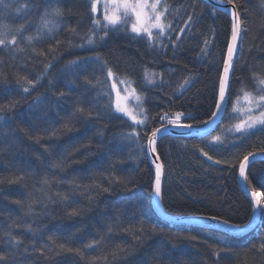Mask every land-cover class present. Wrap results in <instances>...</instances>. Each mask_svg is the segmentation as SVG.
<instances>
[{
	"label": "trees",
	"instance_id": "trees-1",
	"mask_svg": "<svg viewBox=\"0 0 264 264\" xmlns=\"http://www.w3.org/2000/svg\"><path fill=\"white\" fill-rule=\"evenodd\" d=\"M87 3L88 0H64L65 7L76 12L66 17L68 26H78V31L90 26ZM192 3L193 0H164V5L170 8V13L165 14V23H172V35L178 37L172 39L171 43L167 33L161 36H155L153 33L156 41L153 46L146 36L136 37L128 26V31L120 26V30L111 32L98 48L102 59L108 61V66L113 68L116 75L131 79L136 89L145 95L149 132L153 128L168 126L166 121L159 119L165 112L169 115L183 112L182 123L201 127L208 124L205 121L212 120V113L216 111L218 78L222 73L226 43L230 39L231 16L228 12H217L213 15V6L208 1L195 0L196 12L202 15H194L196 23L189 30L181 32L178 29L184 28L187 23L186 16L193 14L190 6ZM239 4L249 9V33L243 45L244 58L237 62L235 76L230 82L226 111L217 129L206 137L167 135L157 143V152L164 167L162 208L171 215L192 218L216 215L241 225L250 224L255 215L252 198L240 186L238 161L249 151L255 150L259 153V149L264 148V137L252 136L247 140H233V136L238 137L241 134L229 129L238 121L232 117L231 109L235 101L244 95L242 90L254 94L256 85L251 79L250 69L254 60L257 64L264 62V28H261V16L256 11L258 0H239ZM8 13L12 14L16 23L19 22L14 8L8 9L5 15ZM66 38L76 39L71 32L64 30L59 39L65 41ZM205 40L208 41L206 48ZM39 46L46 49L48 42ZM202 49H205L207 55L202 54ZM90 55L93 53L87 49L73 47L69 50L64 46L63 54L52 61L54 67L49 70L45 79L30 93H24L17 84L16 73L34 78L41 74L44 58L26 59V54H19L14 60L6 50L0 51V60L3 61L0 71L7 73L6 80L0 78V104L19 101L13 111L0 112V115L5 117L4 121H0V149H3L0 154V178L4 180V183L0 184V236L11 230L14 235L23 239L25 246L30 247L35 242L39 248L41 244H50L47 240L49 235L69 236L81 229L77 239L87 242L92 237L98 238L102 234L101 230L109 223H115L114 208L134 205L142 212V219L145 221L143 227L150 230L152 225H156L163 229L162 234H153L150 239H146L144 247L139 249L138 255L134 257L136 264H150L151 256L161 244L164 246L166 258L183 259L188 264H192L193 260L196 264H213L215 258L209 246L241 250L239 256L233 253L221 259L219 264H264V256H253L252 253L245 255L243 252L244 249L257 244V237L264 234L262 215L252 232L235 236L213 227L173 223L157 213L154 197L150 192L155 165L143 153L139 156L133 155L137 146L129 147L126 141L121 140L132 128L140 130L141 126L133 125L129 118L115 111L114 95L106 72H101L95 64H89L86 70L73 69L79 79L76 84L69 85V81L75 77L65 65L72 59L79 57L83 61ZM241 65H244L243 69ZM85 76L89 77L91 84H84ZM192 77H195L192 84L184 85V80ZM150 80L155 83H149ZM182 86L187 90L182 95H177ZM69 87L71 95L64 100L61 108L51 109V101L55 99L53 91H67ZM85 88L88 89L86 94ZM37 96L41 97L43 104L30 108V105L39 103L36 101ZM77 99L84 100L86 107L89 102L97 101V109L111 113L110 117H105V121L96 123V127L103 128L105 132L103 147L98 148L96 154L87 161L69 163L63 171L52 169L49 164L59 158L64 146L87 139L85 130L81 128L80 131L51 141L45 137L40 143L29 139L26 133L32 129L44 130L52 125L58 127L62 121L56 112L60 111L61 116L70 113L73 101ZM45 109L50 110L45 112ZM91 135L92 132H88V136ZM141 136L140 143L146 147L143 132ZM215 136H220L225 142L226 150H217L220 146L210 143ZM46 143H54L60 147L53 149V155L49 156L41 147V144ZM201 149L214 159L227 163H212L201 155ZM37 154L40 159H37ZM112 158L121 159L122 162L118 165L120 174L135 179L136 185L131 192L121 190L111 196L102 194L98 197L101 201L99 206L82 217H68L62 203L48 202L45 194L38 190L42 187L40 180L45 175L51 179L53 173L56 175V181L52 191L47 194L52 195L54 199L56 191L69 193L70 180H77L83 185H89L93 181L107 183L101 173L108 163L99 162ZM233 163L236 167H229ZM21 173L24 180L13 184L7 182ZM248 175L251 182L248 184L249 188H255L261 198H264V159L252 162ZM62 178L63 183L60 182ZM87 191L85 187L73 194L69 204L72 207L87 206ZM16 199L24 201L25 207L21 208L12 202ZM105 201L109 202L107 207ZM28 202L33 203L34 214L24 215ZM121 219L124 226H127V222L133 217L128 212ZM12 220L21 225L32 224L36 229L35 235L24 231L23 227L9 229ZM188 235L197 237V240L177 238ZM121 240L132 243L130 236L120 233L111 244L114 246ZM173 244L176 245L175 248ZM0 247H3L2 243ZM20 251L23 252V249ZM102 254V251L93 253L96 256ZM51 255L45 248V256ZM20 259L23 264H82L78 257L70 253L55 259H46L39 252L32 251L30 255L25 254ZM99 264L103 262L100 261Z\"/></svg>",
	"mask_w": 264,
	"mask_h": 264
},
{
	"label": "snow or ice",
	"instance_id": "snow-or-ice-1",
	"mask_svg": "<svg viewBox=\"0 0 264 264\" xmlns=\"http://www.w3.org/2000/svg\"><path fill=\"white\" fill-rule=\"evenodd\" d=\"M210 2V0H209ZM225 3L231 5L229 10L226 7H222ZM99 0H88V17L89 24L86 29L78 31L77 27H70L67 25L66 17L68 15L76 14L72 8H67L64 5V0H0V51H7L12 59H17L19 54H26V59H36L37 57H43V70L41 74L30 78L29 75H20L16 73L17 84L20 85L24 93H30L31 90L35 89L41 80H44L48 75L50 69L54 67L52 61L57 60L58 55H62L64 46L69 50L71 48L87 49L93 53L88 57H85L83 61L79 57L72 59L65 65V68L75 77L69 81V85L76 84L79 77L73 72V69L86 70L89 64H95L99 66L101 72H106L107 78H114L116 73L112 67L108 66V61L102 59L98 48L102 42L106 40L111 32L119 31L120 26L124 27L125 31H128V24L131 25V33H134L136 37L146 35L147 40L154 46V34L153 28L159 31L155 33V36H161L167 33L169 43L172 39H178L172 35L173 25L171 22L162 23V18L165 17V13H170L168 5H164L159 8V0L156 3H148L147 0H109L108 3L103 5L104 14L103 18H99L96 13L98 11ZM215 5L211 11L215 15L217 12H231V29L230 39L226 43V52L223 54L222 59V73L219 74L218 86H217V100L215 102L216 111L212 113L213 121L217 118L218 113L223 111V105L227 103V97L230 91L231 79L235 76L237 62L244 58V41L249 33V20L250 15L249 9L239 4V0H215ZM193 10V14L186 16L187 23L184 28L178 29L183 32L189 30L195 23L194 15H202L197 13V5L195 0L190 5ZM14 8L15 15L19 17V22L16 23L15 18L11 13L5 15L8 9ZM256 11L261 16V28H264V0H258L256 5ZM79 25V22H78ZM67 30L73 34L76 39L66 38L65 41L59 39V35L62 31ZM43 42H48V47L45 49L39 45ZM162 43V42H161ZM205 48L208 45V41H204ZM179 45H176L178 47ZM202 54L207 55L205 49H202ZM251 52V46L249 47ZM3 61L0 60V64ZM26 67V65L24 66ZM244 65H241L243 69ZM251 79L256 85L254 88V94L252 92L243 91L244 98L248 101V107L244 110V114L238 119L234 125V129H229L235 133H240V136H233V140H247L252 136L264 137V62L257 64L255 60L251 65ZM0 78L7 79V73L0 71ZM195 77L185 79L184 85L190 86ZM23 81V83H21ZM127 83V81H122ZM51 83V81H49ZM149 83H155L154 80H150ZM84 84H91V80L88 76L84 77ZM187 88L181 87V91L177 95H182ZM87 88L84 89L86 94ZM135 95V89L132 90ZM52 95L55 97L51 101V109H60L62 103L66 98L71 95V88L67 91H53ZM83 95V94H82ZM137 100H140L139 96H136ZM36 103L29 107H40L43 104L41 97L37 96ZM19 101L8 102L0 104V112L4 110L13 111ZM97 101L89 102V106H85V101L77 99L73 101V107L70 113L61 116L60 111L56 112V115L60 117L62 123L57 127L55 125L50 126L44 130L32 129L26 134L29 139H34L36 143H40L45 137L48 140H56L65 134H71L73 132L80 131L81 128L85 130V136L87 139L82 140L78 143H74L70 146H64L60 152L59 158L54 159V162L49 164L52 169L63 171L69 165V163H82L87 161L90 157L94 156L97 149L103 147L105 132L103 128L96 127L98 121H105V117H110L109 111H100L96 107ZM138 109H142V105L136 106ZM50 109H45L47 112ZM116 112L122 113L127 116L133 125L141 126L140 130L132 128L127 134L121 137L122 141H126L129 147L136 145V150L133 155L139 156L143 153L145 156L151 159V163L155 165L154 180L150 183V192L154 198L161 200L163 198L162 191V175H163V164L156 163L160 159L157 152V141L162 133V129L157 127L153 128L150 132L147 129V122L149 117L143 115L142 118H137V113L129 111L127 108L120 107L117 104L115 108ZM234 112H239L237 108L233 109ZM184 118L183 112H176L174 116H169L167 112L159 116V119L167 122L174 128H178L182 131L190 132L194 125L191 123H182ZM236 118V117H233ZM5 117L0 115V121H4ZM212 121H205V123H211ZM88 132H92L91 136H88ZM143 137H146V147L141 144ZM34 134V135H33ZM212 144H217L220 147L217 150H226L225 142L221 140L220 136L212 137L210 141ZM44 151L53 155L52 150L60 146L54 143L41 144ZM3 149H0L2 154ZM111 153V149H109ZM202 156L206 157L209 161L214 164L227 163L220 159H214L213 156L209 155L208 152L203 149L200 150ZM79 154V155H77ZM258 153L253 150L243 155L242 159L238 161L239 176L242 181L246 184H250L249 175L247 172L250 157H255ZM259 154H264V148L259 149ZM37 159H40V155L37 154ZM43 162V161H42ZM108 163V166L103 169L101 173L105 177L107 183L103 181L96 182L89 185H83L77 180L68 181L70 185V191L68 194L56 191L55 199L52 195L47 193L52 191L53 184L56 181V175L53 173L51 179L45 175L40 180V187L38 190L45 194V198L50 203H62L66 215L70 218L82 217L94 208L98 207L101 201L98 199L102 194L108 196L113 195L117 191L127 190L132 191L136 185V180L125 175L120 174L118 165L122 162L120 158H112L110 160L102 159L99 163ZM229 167L235 168L236 164H230ZM24 180V175L18 174L15 178L8 179L9 184L19 183ZM64 182L63 178L60 181ZM4 180L0 178V184H3ZM87 188L88 191L85 193V199L88 201L87 206H76L72 207L69 201L72 199L73 194L78 193L82 188ZM2 191V189H0ZM252 202L255 205L253 211L257 209L264 210V198L258 199L260 193L255 188L251 189ZM7 198V197H5ZM21 208L25 207V202L16 199L12 201ZM105 206H108L107 201L104 202ZM130 212L133 219L127 222V226H124L123 220L121 219L126 213ZM34 214L33 203L28 202L26 204V211L24 215ZM2 215V213H0ZM264 216V211L261 212ZM199 219H205L212 222V226L222 225L224 228L229 229L233 232H244L249 228V224H238L229 219L218 217L216 215L201 216ZM113 220L115 223H109L105 229H102V234L97 237H92L85 242L82 239H77L78 233L81 229H77L76 232L69 236H57L56 234L49 235L47 240L50 244H41L37 248L35 242L30 247L24 245V241L20 236L14 235L11 230L4 232L3 236H0V243L3 247H0V264H23L20 259L21 256L28 254L32 251L39 252L41 256L46 259H55V257L62 254L70 253L79 258L82 264H99L100 261L103 264H136L134 257L138 255L139 249L143 248L146 239H150L153 234L163 233V229L158 228L156 225H152L150 230L143 227L145 221L142 219V212L137 206L130 207H116L114 208ZM24 231L31 232L33 235L36 233V229L33 228L32 224L21 225L15 220H12L9 225V229L21 228ZM123 233L131 237L132 243L126 240H121L120 243L114 246L111 242ZM178 239L197 240L195 236H181ZM258 243L253 244L250 247L243 250L244 254L252 253L253 256L259 254L264 256V234L257 237ZM176 245L173 244V248ZM212 251V256L215 258L213 264H219L221 259L235 253L236 256L241 254V250H233L227 247L209 246ZM23 249V252L20 249ZM45 248L52 253V255L45 256ZM97 251H102L101 256L93 255ZM150 264H188L183 259L173 260L171 257L165 255V249L163 244L157 248L150 258ZM192 264H196L193 260Z\"/></svg>",
	"mask_w": 264,
	"mask_h": 264
},
{
	"label": "water",
	"instance_id": "water-1",
	"mask_svg": "<svg viewBox=\"0 0 264 264\" xmlns=\"http://www.w3.org/2000/svg\"><path fill=\"white\" fill-rule=\"evenodd\" d=\"M209 2V0H206ZM212 6H216V7H221V6H218V5H215V0H210L209 2ZM222 7H226L228 8L229 10L231 9V5L225 3ZM231 16V12L229 11L228 12ZM228 98V97H227ZM226 106H227V103H225L223 105V111H221L220 113H218L217 115V118L213 121V118H212V122L211 123H208L206 124L205 126H201V127H193V129L190 131V132H187V131H182L178 128H174L172 126H165V127H162V133L160 134V137L157 141V143L165 136L167 135H175V136H193V135H196V136H200V137H206V136H209L210 134H212L218 127L219 123L221 122V119L223 117V115L225 114V111H226ZM261 159H264V154H257L255 157H250V160H249V165H248V169H249V166L252 162L254 161H257V160H261ZM156 163H161L162 164V161L161 159H159L158 161H156ZM248 169H247V172H248ZM163 180H164V167H163V175H162V186H163ZM239 181H240V186L242 188V190L248 194L251 198H252V195H251V188H249L248 184H246L244 181H242L241 177L239 176ZM258 199H260V197L258 196L257 197ZM154 207H155V210L157 211V213L163 217L164 219L170 221V222H173V223H177V224H187V225H199V226H208V227H213V228H217V229H221L227 233H230L232 235H235V236H244L250 232H252L257 224L259 223V220H260V217H261V212L262 210L261 209H257L255 211V215H254V218L252 220V222L249 224V228L247 230H245L244 232H233V231H230L229 229H226L224 228L222 225H216V226H212V222L209 221V220H205V219H199V218H192V217H187V216H175V215H171L169 213H167L163 208H162V199L161 200H157L156 198H154Z\"/></svg>",
	"mask_w": 264,
	"mask_h": 264
},
{
	"label": "rangeland",
	"instance_id": "rangeland-1",
	"mask_svg": "<svg viewBox=\"0 0 264 264\" xmlns=\"http://www.w3.org/2000/svg\"><path fill=\"white\" fill-rule=\"evenodd\" d=\"M108 2H109V0H99L98 11H97L96 15L101 19L103 18V14H104L103 5L105 3H108ZM147 2L150 4L156 3V0H147ZM163 6H164V0H159V6L158 7L162 8ZM164 18H162V20H161L162 23H165ZM128 27L130 30V28H131L130 23L128 24ZM158 31L159 30L156 28L152 29L153 33H156ZM144 36H146V35H144ZM125 80L127 81V83L122 82ZM110 82H111L112 92L114 95L115 108H116L117 104H119L120 107L127 108L129 111L137 113V118H142L143 115H146V98H145V95L136 89V87L134 86L133 81L131 79L118 77L116 75L114 78L110 79ZM133 89H135V95H133V92H132ZM136 96H139L140 100H137ZM138 104L142 105V109H138L136 107ZM247 107H248V101L245 100L244 95H243L242 97L237 99L235 101L234 105L232 106V109H231L232 117H236V119L238 120L244 114V110ZM234 108H237L240 111L234 112L233 111ZM120 114H122V113H120ZM174 115H169V116H174ZM234 125H232L233 126L232 129H234ZM168 126H171V125H168ZM259 197L261 198V196H259Z\"/></svg>",
	"mask_w": 264,
	"mask_h": 264
}]
</instances>
